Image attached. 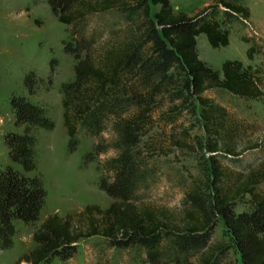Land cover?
I'll list each match as a JSON object with an SVG mask.
<instances>
[{
    "label": "trees",
    "instance_id": "obj_1",
    "mask_svg": "<svg viewBox=\"0 0 264 264\" xmlns=\"http://www.w3.org/2000/svg\"><path fill=\"white\" fill-rule=\"evenodd\" d=\"M47 4L58 22L73 29L88 17L113 12L123 15L127 24L137 12L140 25H128L122 37L108 38L96 54L91 50L93 41L77 39L73 29L62 42L63 51L76 61L73 79L60 87L67 151L76 150L80 133L96 138L84 163L107 149L115 151L103 162L98 179L99 189L113 201L105 209L87 205L63 217L48 215L32 232L34 247L14 264L69 259L80 240L93 236L103 237L111 246L141 248L149 264H216L227 246L239 254L241 264H264V156L236 172L216 158L222 154L236 159L249 149L264 150V136L235 149L231 143L235 124L228 121L226 109L208 96L224 92L258 100L264 90L240 61L227 59L220 69H213L196 49L200 34L212 48L225 47L233 25H249L245 0H208L190 12L173 10L170 0H47ZM253 48L245 51L248 59ZM22 81L32 95L42 79L29 70ZM166 100L169 103L157 117L185 112L190 125L183 134L201 124L205 138L193 136L194 145L209 154L205 175L185 193L178 217L134 200V193L146 185L147 159L162 150L143 138ZM8 103L13 124L21 131L3 135L12 164L0 166V249L12 246L16 222L38 219L46 190L39 174H29L35 170V131L54 126L44 108L28 97L12 93ZM105 130L109 139L100 136ZM172 145L182 147L176 139ZM239 204L242 209L235 211ZM218 218L229 244L210 242ZM193 253L197 259L188 260Z\"/></svg>",
    "mask_w": 264,
    "mask_h": 264
},
{
    "label": "rangeland",
    "instance_id": "obj_2",
    "mask_svg": "<svg viewBox=\"0 0 264 264\" xmlns=\"http://www.w3.org/2000/svg\"><path fill=\"white\" fill-rule=\"evenodd\" d=\"M206 1L170 0L172 8L178 7L184 12L193 11ZM245 2L250 10L249 25H236V36L229 39L225 47L212 48L203 34L198 35L197 54L213 69H220L227 59L240 61L255 75L264 90V0ZM156 9L157 6L152 11ZM131 19L133 24H127L118 12L95 15L88 17L84 25L73 29L58 22L47 0H0V166L12 164L7 158L3 135L8 131H21V127L13 124L14 117L8 103L12 93L24 95L41 105L54 123L51 130L35 131V170L29 173L39 174L42 178L46 190L44 205L34 222L15 223L13 244L8 249H0V264H14L34 247L32 232L48 215L55 213L63 217L79 212L87 205L105 209L112 203L113 199L99 189L98 179L103 172V162L115 151L107 149L84 163L83 157L91 151L96 138L83 133L79 134L76 150L67 151L60 87L73 79L76 61L63 51L62 42L69 39L68 31L73 29L77 39L82 37L93 41L91 50L96 54L108 38L122 37L128 25L134 28L140 25L137 12L131 14ZM234 26L233 30L236 29ZM250 46L254 47V52L248 59L245 51ZM29 70L42 79L32 95H28L22 81L24 73ZM208 96L226 109L228 121L235 124L236 133L231 141L235 149L247 147L264 136V96L258 100H243L224 92H211ZM168 103V100L164 101L161 109L154 113V126L143 138L147 145L154 143L162 150L147 159L149 175L146 185L134 193V200L164 208L172 217H178L185 193L205 175L203 170L209 164V154L194 145L193 136L205 138L201 124L183 134L190 125L185 112L161 119L157 117ZM100 136L109 139L110 132L105 130ZM175 139L181 142V148L172 145ZM263 156L264 150L254 148L244 151L236 159L222 154H217L216 158L221 165L236 172L244 171ZM241 209L239 204L235 211ZM210 242L229 244L220 218L212 229ZM197 257L198 254L193 253L188 260L194 261ZM48 264L149 263L141 248L111 246L103 237L93 236L80 240L69 259L55 258ZM216 264H241V260L239 254L227 246L217 257Z\"/></svg>",
    "mask_w": 264,
    "mask_h": 264
},
{
    "label": "crops",
    "instance_id": "obj_3",
    "mask_svg": "<svg viewBox=\"0 0 264 264\" xmlns=\"http://www.w3.org/2000/svg\"><path fill=\"white\" fill-rule=\"evenodd\" d=\"M208 2V0L204 3V5L206 4ZM173 10H175V11H181L178 7H176V9H174L173 8ZM236 28V29H235ZM234 29L235 30H233L232 29V31L230 32V36H229V39H231L232 37H235L236 36V32H237V27H236V25L234 26ZM208 43V42H207ZM220 68H221V66H220Z\"/></svg>",
    "mask_w": 264,
    "mask_h": 264
}]
</instances>
